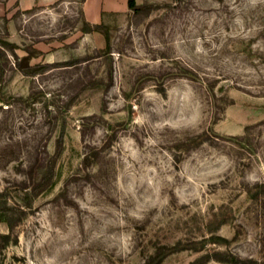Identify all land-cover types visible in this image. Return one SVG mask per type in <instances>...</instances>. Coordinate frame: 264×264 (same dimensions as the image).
I'll return each instance as SVG.
<instances>
[{"label":"rangeland","instance_id":"1","mask_svg":"<svg viewBox=\"0 0 264 264\" xmlns=\"http://www.w3.org/2000/svg\"><path fill=\"white\" fill-rule=\"evenodd\" d=\"M84 1L0 0V264H264V0Z\"/></svg>","mask_w":264,"mask_h":264},{"label":"trees","instance_id":"2","mask_svg":"<svg viewBox=\"0 0 264 264\" xmlns=\"http://www.w3.org/2000/svg\"><path fill=\"white\" fill-rule=\"evenodd\" d=\"M127 5L129 8H131L134 11H141V10H145L148 11L150 10V8L152 7V3L151 2H143V3H136L135 0H127ZM97 25H101V24H97ZM86 26V27H85ZM83 30L84 31H89L90 27L88 25H85ZM9 48L11 49L14 58H15V63L16 66L20 69L23 70L25 66H27V64L29 63V60L35 55L34 52L28 51L26 54L23 55H18L12 48L14 47L13 43H10L8 41L2 40L0 43V50L1 48ZM0 103L1 104H6L9 105L10 103V98L1 91V87H0ZM63 140V133L61 132L60 135L57 137V142L58 144H61ZM43 166V165H41ZM46 172L44 174H42L41 179L36 182L33 183L32 185H51L52 183V177H53V173H54V167L52 162L48 163L46 165ZM33 171L32 169L29 171V176L30 178L32 177ZM4 220L7 222L9 228H10V232L7 233H0V236L3 239L4 243H8L11 240V231L13 230L14 226H15V222L8 218L5 217Z\"/></svg>","mask_w":264,"mask_h":264},{"label":"crops","instance_id":"3","mask_svg":"<svg viewBox=\"0 0 264 264\" xmlns=\"http://www.w3.org/2000/svg\"><path fill=\"white\" fill-rule=\"evenodd\" d=\"M36 0H26V2L33 3ZM42 2H47L49 0H41ZM136 3H141L144 0H135ZM85 13L86 17L91 21H96L100 18L101 10L104 7L113 8L114 10L124 8L127 6V0H85ZM99 10V11H98Z\"/></svg>","mask_w":264,"mask_h":264}]
</instances>
